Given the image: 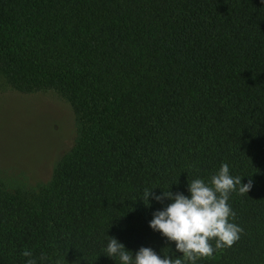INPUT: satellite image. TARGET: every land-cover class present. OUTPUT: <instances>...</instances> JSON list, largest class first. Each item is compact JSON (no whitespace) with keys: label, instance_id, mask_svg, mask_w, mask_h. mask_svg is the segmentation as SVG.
<instances>
[{"label":"trees","instance_id":"trees-1","mask_svg":"<svg viewBox=\"0 0 264 264\" xmlns=\"http://www.w3.org/2000/svg\"><path fill=\"white\" fill-rule=\"evenodd\" d=\"M0 78L55 92L74 126L47 181L0 177V264H115L107 235L179 257L148 226L170 201L144 192L222 163L252 181L229 200L243 232L197 264H264V2L0 0Z\"/></svg>","mask_w":264,"mask_h":264},{"label":"clouds","instance_id":"clouds-1","mask_svg":"<svg viewBox=\"0 0 264 264\" xmlns=\"http://www.w3.org/2000/svg\"><path fill=\"white\" fill-rule=\"evenodd\" d=\"M241 181L242 177L231 175L228 164L222 163L210 180L195 178L188 181V195L173 193L169 187L167 190L161 188L159 194L153 192L157 187L144 192L146 207H150V196L161 205L165 200L170 201L153 211L148 226L167 241L175 242V250L182 254L179 257L170 258L167 254L161 257L153 249L143 246L133 254L117 238L108 235L104 255L115 264H197L199 260L211 257L216 250L232 247L240 239L243 229L234 223L236 213L229 203L230 196L234 192L248 193L252 187L251 179L247 183ZM21 255L25 258L24 264H44L47 260L46 255L36 258L27 249Z\"/></svg>","mask_w":264,"mask_h":264},{"label":"rangeland","instance_id":"rangeland-1","mask_svg":"<svg viewBox=\"0 0 264 264\" xmlns=\"http://www.w3.org/2000/svg\"><path fill=\"white\" fill-rule=\"evenodd\" d=\"M73 139L66 100L53 91L19 93L0 78V177L47 181Z\"/></svg>","mask_w":264,"mask_h":264}]
</instances>
